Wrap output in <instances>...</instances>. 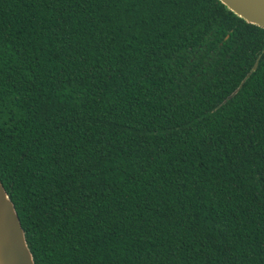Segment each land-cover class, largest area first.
<instances>
[{
  "label": "trees",
  "instance_id": "trees-1",
  "mask_svg": "<svg viewBox=\"0 0 264 264\" xmlns=\"http://www.w3.org/2000/svg\"><path fill=\"white\" fill-rule=\"evenodd\" d=\"M0 183L33 264H264V28L0 0Z\"/></svg>",
  "mask_w": 264,
  "mask_h": 264
},
{
  "label": "water",
  "instance_id": "water-1",
  "mask_svg": "<svg viewBox=\"0 0 264 264\" xmlns=\"http://www.w3.org/2000/svg\"><path fill=\"white\" fill-rule=\"evenodd\" d=\"M246 22L264 28V0H218ZM256 63L253 64L254 69ZM0 264H33L13 203L0 183Z\"/></svg>",
  "mask_w": 264,
  "mask_h": 264
}]
</instances>
